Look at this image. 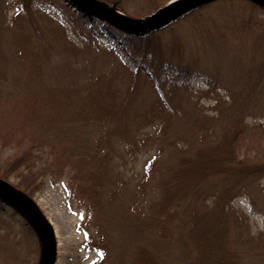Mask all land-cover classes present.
I'll use <instances>...</instances> for the list:
<instances>
[{
    "label": "rangeland",
    "instance_id": "374dc122",
    "mask_svg": "<svg viewBox=\"0 0 264 264\" xmlns=\"http://www.w3.org/2000/svg\"><path fill=\"white\" fill-rule=\"evenodd\" d=\"M112 1L98 0L108 9L123 7L127 17H142L168 0ZM69 5L30 0L24 10L18 0H0V172L28 152L27 166L12 169L7 182H40L31 199L52 224L51 264H138L143 252L162 264L187 261L196 252L186 236L187 218L199 207L222 216L227 246L240 264H264V176L219 174L210 186L207 181L173 192L155 188L144 173L152 161L154 178L165 184L180 158L197 146L200 125L217 139L223 130L240 128L235 157L264 162V8L218 0L159 32L163 43L180 45L178 52L164 48L169 58L192 71L209 68L223 84L218 86L203 84L201 75L190 77V70L182 84L175 72L156 68L158 77L147 67L136 69L116 30L94 15H86L83 28L70 25L66 13H83ZM94 85L112 91L88 92ZM101 97L121 108L122 121L99 114L105 105ZM86 109L93 111L81 112ZM74 165L80 177L70 179ZM103 168L110 172L102 178ZM98 177L102 200L93 223L86 221L80 199L94 201L90 193ZM220 190L227 191V199L216 198ZM144 207L155 210V220L141 214ZM18 208L0 196V264H38L41 237Z\"/></svg>",
    "mask_w": 264,
    "mask_h": 264
},
{
    "label": "trees",
    "instance_id": "16d2710c",
    "mask_svg": "<svg viewBox=\"0 0 264 264\" xmlns=\"http://www.w3.org/2000/svg\"><path fill=\"white\" fill-rule=\"evenodd\" d=\"M29 1L30 0H18V3L25 10L28 8ZM101 1H104L105 3H108V4H110V2H113L112 0H101ZM243 1H246V0H243ZM248 2H250L255 8L259 7L253 4V2L251 1H248ZM161 5H157L155 8ZM200 8H202V6L195 8L185 13L182 16H185L187 14L188 15L193 14ZM119 9L123 11L125 14H127L126 10L123 7L119 6ZM67 10L69 11V9ZM70 11H71V14H74L75 16L73 15L74 17H70L69 14L66 13V20L69 22V24L77 28L85 27L86 19L84 15L78 14L76 12L74 13L72 9ZM172 23L173 22L163 26L158 31L151 33V34H147V35H133L129 33H124L119 30L114 29L112 25L106 22H104V25L107 29L116 30L115 32L117 34H120L118 35L122 37L121 42H120V45H121L120 47L121 49L126 50L128 54H130L134 62H136V65H137L136 69H139V67L141 68L147 67L149 72L152 71L158 77H160V74L158 73L156 68H161L162 71H170L171 73L175 72V74L172 76L176 78L178 81H180V83L183 84L185 83V77L190 68L186 67L185 65H180L182 63L173 61L171 58H169L171 52L164 51V48L167 47L172 52H178L177 50L180 49L179 48L180 45L173 46V43H163L160 40V36H158L160 31L165 30L164 28H167V26ZM22 54L24 55L25 53L22 52ZM165 59H168V60H165ZM213 79L214 77H212L211 80ZM64 86L68 88V85H64ZM99 86L100 85L96 86L95 88L90 86L88 92L96 94V95H100L102 89L106 92L112 91L111 87L103 88ZM175 88H176V85L175 84L172 85V89L174 90ZM169 93L170 95L173 96L172 91H170ZM29 94H31L30 91H29ZM46 95L49 98H54L55 106L56 104H60L59 100L55 99V96L51 97L50 94H46ZM128 98L130 99L132 97L130 96ZM94 99L95 97L91 101L95 103ZM101 100L103 101V104L105 102V105L101 109L102 112H100L99 114H102L103 116L108 117L110 121H114L116 117H118L117 120L115 119L116 121H122V117H124L125 115L122 116L121 108L120 109L115 108V106H113L115 103L111 100H108L102 97H101ZM106 101L110 103V106L107 104ZM166 101L169 102V99L167 98ZM43 102L48 103V100L45 99ZM121 102L117 104L118 107L121 106ZM95 106H96V103H95ZM56 108L58 112L60 113V108L58 107ZM91 111H93V109H86L81 112H91ZM97 112L98 110H94L95 114H97ZM119 115L121 117H119ZM223 132L224 133L219 135L217 139L215 138V136L217 135L213 133L210 127L204 128L203 130V125H200V128L198 129V132H197L199 135L197 146L195 147V149H193L191 154L185 155L180 158L179 164L176 167H174L170 171V173L167 175V181L165 184H161L160 180L157 181L158 178L157 179L154 178V176H157V169L156 171L155 169L153 170L152 161L148 162L146 169L144 171L146 178L149 181H152L151 184H154L155 188H158L161 185L164 189L168 191L181 192L182 190L186 192L187 190L194 187L195 185L202 184L203 182L206 183L208 181V183L206 184H208V186L212 185L214 176L219 175V174H224V175L237 174L238 175L240 173H244L249 178L254 177L255 179H259L261 176H264V162L243 163L240 159H237L235 157L234 151H235V147L237 144L236 141L239 137L240 128H237L236 130H232L229 132L228 130H223ZM214 139H217V141H213ZM209 143H212V145L210 149L207 150V146ZM92 157L93 156L88 157V159H91ZM27 160H28V152L24 151L18 156H16L8 164V167H6L3 171L0 172V178L4 181H7L9 172H11L12 169L19 168L20 166H27ZM102 167H106V164ZM74 168H76V173H74L70 177V179L75 178V176L80 177L77 174L78 172L77 166L74 165ZM103 170L104 172H99L100 174L98 173L99 175H101L102 178L104 177L105 173L109 174L110 172L109 169L107 168H103ZM151 176L152 178L149 179ZM112 177L115 179L113 175ZM104 180H107V179L105 178ZM96 181H99V182H96L97 187L94 188L90 193L92 195L90 198L94 199V201L89 202V200H86L87 202H85L84 198L80 199V201H82L83 204L85 203V206H86V211H87L86 217H88L87 218L88 220L86 221L92 220L93 223H95V218H96L95 215L98 213V211H95L97 203L98 201L102 200L101 193L99 192V189H101L100 186L102 185L101 178L98 177ZM39 185H40V182L32 186V184L28 183L27 179L23 178V179H20V181L16 183V185L14 186L22 190L24 193H26L28 196L31 197L32 192L36 190L39 187ZM144 187H145V183H143V186H142V193L145 191ZM115 190L116 192L115 193L112 192V195L113 193L115 195L119 193L118 185L116 186ZM226 193L227 191L224 192L220 190L217 193L216 198L220 197L221 199L223 198L227 199L228 196H225ZM82 194L84 193L82 191V188H80L79 195H82ZM178 195L180 197L182 194L180 195L179 193ZM160 199H162V204L166 200V198L163 196L160 197ZM229 199L231 198H228V203L231 202ZM201 208L202 207H199V208H196V210H193L187 218L186 236L195 248V251H196L195 255L187 261L179 262V264H240V261L238 260L236 252L234 250H231L227 246V243H226L227 226L224 225L225 221L223 220L222 216L219 213H216L215 211L211 210V208H208V207L204 209L203 208L201 209ZM154 211L155 210H153V213ZM153 213L148 211L146 207H144V210L141 211V214L144 215L145 218L151 217L152 220H155ZM150 214L153 216H151ZM156 223L159 224L160 227L165 225L162 222V219L160 218L157 219ZM144 254L146 256H144ZM0 255H1V258H4V253L1 250H0ZM100 262L101 261L99 260H95L91 264H100ZM136 262L138 264H162L160 260L152 258L150 254L148 253L146 254V252H143V254H141L140 257H138V260L136 258Z\"/></svg>",
    "mask_w": 264,
    "mask_h": 264
},
{
    "label": "water",
    "instance_id": "95a60500",
    "mask_svg": "<svg viewBox=\"0 0 264 264\" xmlns=\"http://www.w3.org/2000/svg\"><path fill=\"white\" fill-rule=\"evenodd\" d=\"M71 7H75L85 16H97L114 27L135 35L149 34L159 29L170 19L185 11L209 2L211 0H172L168 4L158 8L154 13L140 19L127 18L112 13L111 9L93 0H67ZM264 8V0H253ZM170 17V19H169ZM168 18L166 22L160 23ZM0 196L17 205L21 213L30 220L38 230L42 240V253L40 264H51L54 256V239L50 223L38 210L34 202L22 191L0 182Z\"/></svg>",
    "mask_w": 264,
    "mask_h": 264
},
{
    "label": "bare ground",
    "instance_id": "6f19581e",
    "mask_svg": "<svg viewBox=\"0 0 264 264\" xmlns=\"http://www.w3.org/2000/svg\"><path fill=\"white\" fill-rule=\"evenodd\" d=\"M63 2H65V4L66 5H69V1H67V0H62ZM247 1V0H246ZM248 1H251V2H253V4H255V5H259V4H257L255 1H253V0H248ZM213 2H218V0H211V3H213ZM70 6V5H69ZM202 8H203V6H202ZM112 11V13H115V14H117V15H123V14H121L119 11H117L116 9H112L111 10ZM168 18H166L164 21H162V22H160V23H163V22H166V21H168L167 20ZM169 19H170V17H169ZM181 65H183V64H181ZM203 67H205V66H200L198 69H193V71H192V69L190 68L189 70V72H191V74H189V76L191 77V75H193V76H196V75H201L202 76V78H200V80H201V82L203 83V84H218V86H220L219 84H222L221 82H219V83H217V80H218V77H215L217 80H211L212 79V76H210V75H212L209 71V68H207V67H205V69H201V68H203ZM199 69H201V70H199ZM188 76V77H189ZM213 76H215V73L213 72ZM186 81H188V80H186ZM214 81H215V83H214ZM223 85V84H222ZM222 88V91H223V87H221ZM226 92V91H225ZM166 99V98H165ZM167 102V101H166ZM241 127V126H240ZM51 226H52V224H51ZM56 247V246H55Z\"/></svg>",
    "mask_w": 264,
    "mask_h": 264
}]
</instances>
